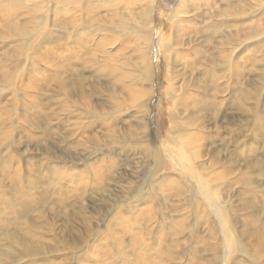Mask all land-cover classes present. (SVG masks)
I'll return each instance as SVG.
<instances>
[{"label": "rangeland", "instance_id": "rangeland-1", "mask_svg": "<svg viewBox=\"0 0 264 264\" xmlns=\"http://www.w3.org/2000/svg\"><path fill=\"white\" fill-rule=\"evenodd\" d=\"M196 173L226 196L232 255ZM142 252L264 264V0H0V264Z\"/></svg>", "mask_w": 264, "mask_h": 264}, {"label": "bare ground", "instance_id": "bare-ground-1", "mask_svg": "<svg viewBox=\"0 0 264 264\" xmlns=\"http://www.w3.org/2000/svg\"><path fill=\"white\" fill-rule=\"evenodd\" d=\"M155 1L156 0H151V3H154ZM188 1L191 2V0H188ZM152 5H151V7H152ZM177 11H179V10H177ZM175 13H176V11H175ZM173 15H174V13L173 14H170V16H169L170 18L169 19H171V17ZM161 21H162V17L160 16V22ZM160 22L157 25L159 31L158 30L155 31L156 38H157L156 39V42L157 41L160 42L161 33H162L163 28H164L163 27L164 25L161 24ZM151 126L154 129V133L151 134V137L153 135V138L151 140L149 138L150 143H149L148 147L157 148L155 150L158 152V155H157L158 157L160 155H162V154H164L165 156H167V159H168L167 161H169V163L174 168H176L175 165H180L181 167L184 168L186 166V163H188V162L183 161V160H179V159H175V156L171 153V151L168 152L167 149H166V138L162 134V129L160 127L158 128L157 126L155 127V125H154L153 122L151 123ZM158 165H161V164H158ZM192 176H193V179H194V188L190 189L191 193L188 194V195L192 196V198L195 197V202L198 205H201L203 207L202 210L204 212H207L209 215L210 214L213 215V217H215V219L218 221L217 222V227L220 226V228H221V230H220L221 231V235L224 236L223 237L224 238V240H223L224 241V245L223 246H225V247H224V249L220 248V249L223 250L222 251V255H229V254L232 255L236 251V249L238 248L239 243H238V241H235L234 239H231L230 237H228V229L231 227L230 226L231 220L229 218V214L227 213V205H226V201L224 199L226 196H223V194L218 190V188H216L215 186L207 183L205 181L203 175L201 176V174L196 173V174H194ZM143 201L144 200L142 198V200L140 202L142 203ZM133 208H134V206H133ZM146 208H147V212H148L149 211L148 209H150V208H148V207H146ZM134 210H136V209H134ZM135 221H138V220L135 219ZM133 226L137 228L136 230L138 232V233L137 232H134L135 235H136L135 236V239L136 240H138V239L140 240V237H139L140 232L138 231V230H141V228L139 227L140 225L137 223V224H135ZM129 232H131V231H129ZM179 232H180V230H179ZM174 234H175V232H174ZM142 238H143V236H142ZM143 253L144 252L140 253L141 255L135 256V259L133 261L131 259L132 262L130 264H132V263L133 264H149V263H147L146 260H142V257L144 256ZM225 257H227V256H225ZM231 257H234V256H231Z\"/></svg>", "mask_w": 264, "mask_h": 264}]
</instances>
